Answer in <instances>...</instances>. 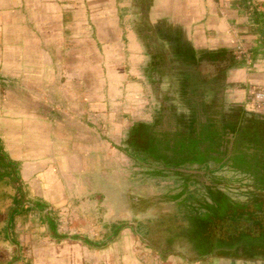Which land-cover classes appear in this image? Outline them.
<instances>
[{
  "label": "crops",
  "instance_id": "0c3cea01",
  "mask_svg": "<svg viewBox=\"0 0 264 264\" xmlns=\"http://www.w3.org/2000/svg\"><path fill=\"white\" fill-rule=\"evenodd\" d=\"M221 106L264 122V0H0V109L15 121L0 153L20 179L0 262L264 264L262 192L250 215H208L162 197L230 192L235 175L176 181L128 149L143 129L193 134Z\"/></svg>",
  "mask_w": 264,
  "mask_h": 264
},
{
  "label": "flooded vegetation",
  "instance_id": "af4514ba",
  "mask_svg": "<svg viewBox=\"0 0 264 264\" xmlns=\"http://www.w3.org/2000/svg\"><path fill=\"white\" fill-rule=\"evenodd\" d=\"M253 102L254 98L249 104ZM199 124L202 127L193 134H189L187 129L166 132L143 129V140H138L135 134L130 135L129 152L150 167L149 173L159 172V168L166 177L174 176L176 181L184 182L186 175L170 169L200 170L203 166H208V169L213 166L215 171L236 176L229 180L237 184L230 192L222 191L218 186L206 187L203 184L206 198L201 194L186 195L181 192L179 196L164 195L163 200L176 198L185 200V203L196 200L200 204L208 202V215L220 214L222 206H228L231 214H252L250 205L258 206L260 202L256 197L257 192L264 194V122L254 113L228 117L221 106L212 112L211 121ZM0 160L6 163L1 153ZM240 200L245 203L236 202ZM202 213L205 211L197 212L201 219L204 217ZM182 218L189 220V213H185ZM189 243L188 237L179 242L184 245Z\"/></svg>",
  "mask_w": 264,
  "mask_h": 264
},
{
  "label": "rangeland",
  "instance_id": "374dc122",
  "mask_svg": "<svg viewBox=\"0 0 264 264\" xmlns=\"http://www.w3.org/2000/svg\"><path fill=\"white\" fill-rule=\"evenodd\" d=\"M1 111H2V109H0V123H2L0 125H15V121H13V120L4 121L3 119L5 117L8 118L9 116L4 117V115ZM11 117L15 118V117H17V114H13V115H11ZM20 117L23 118V122H24V120H26L28 124L44 125L46 122L45 119H42L40 117L36 118V117L28 116V115L26 116L24 114L20 115L19 118ZM20 143H21V141H19L17 139H13V138H10L7 142L8 148L11 151V156L13 158H15V157L26 158L30 155V152H29L30 144H26V145L23 144L21 146ZM2 174H3V177H2V179H0V240H4V238H5V235H4L5 229L4 228L9 223V214H10L9 209L13 207L14 197L17 195L16 194L17 190H16V187L14 185V181L12 180V178L7 177L5 170H2ZM233 218L234 217L232 216L231 220H233ZM202 219L205 221L206 217H202ZM28 232H29V230H27V233ZM260 232H261V234L264 233V227ZM228 234L232 235L231 236L232 238H235L233 236L232 232H230ZM243 234H245V233L244 232L242 233V238L244 239ZM248 234H250V233H248ZM234 235L237 237L239 234H234ZM256 239H258V238H256ZM219 254H221V253H219ZM235 258H239L238 255L235 256Z\"/></svg>",
  "mask_w": 264,
  "mask_h": 264
},
{
  "label": "trees",
  "instance_id": "16d2710c",
  "mask_svg": "<svg viewBox=\"0 0 264 264\" xmlns=\"http://www.w3.org/2000/svg\"><path fill=\"white\" fill-rule=\"evenodd\" d=\"M2 170L6 171L8 178H12L14 185L17 188L18 184H20V179L17 175L16 167L11 168L8 166V164L4 163L3 160H0V179L3 177ZM17 194L19 195V189L17 190ZM18 205H20V202L16 201V206ZM0 264H3V262H0Z\"/></svg>",
  "mask_w": 264,
  "mask_h": 264
},
{
  "label": "water",
  "instance_id": "95a60500",
  "mask_svg": "<svg viewBox=\"0 0 264 264\" xmlns=\"http://www.w3.org/2000/svg\"><path fill=\"white\" fill-rule=\"evenodd\" d=\"M167 169V168H166ZM170 170H172V171H174V172H181V173H184V174H187V175H189V176H202L203 175V173L202 172H200V171H195V170H180V169H170Z\"/></svg>",
  "mask_w": 264,
  "mask_h": 264
}]
</instances>
